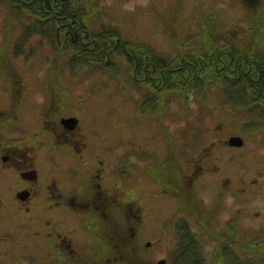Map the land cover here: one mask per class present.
<instances>
[{
    "label": "rangeland",
    "instance_id": "rangeland-1",
    "mask_svg": "<svg viewBox=\"0 0 264 264\" xmlns=\"http://www.w3.org/2000/svg\"><path fill=\"white\" fill-rule=\"evenodd\" d=\"M11 1L0 0V84L7 74L3 70L8 68L17 72L20 69L23 82L22 103L27 101L21 109V136L27 135L37 124L35 121H39V113L52 90L55 92V106L66 107L68 103V106L80 104L86 107L87 113L84 117L88 122L86 133L89 134L90 141L101 133L111 140L118 139L117 136L123 137L122 141H117L119 145L109 141L104 146L106 150H120L121 154L131 153L125 142L132 134H144L147 139L156 143L163 139L171 148L178 145L184 155L183 169L181 168L183 174L190 168L185 159L201 164L205 171L192 185L189 182L187 184V179H184V191L192 193L199 200L200 205L196 210L205 214L199 219L200 226L194 221L191 223L192 229L201 227L229 234L232 238L229 249L232 251L227 264H236L239 259L259 261L263 258L264 126H256L255 129L249 126L257 125V115L252 116L224 101L221 81L210 85L205 80L202 83L204 86L190 81L181 84L179 90L151 92L147 86L159 84L158 78H145L140 73L134 74V57L131 55L143 56L142 53L129 48L126 50L120 43H112V49L107 54L106 47L104 53L97 51L98 57H88L87 60L81 54L91 56L94 49L91 44L76 46L72 51L70 44L63 42L62 35L58 37L59 44L55 43L56 39L54 42L50 41L42 34L47 24L44 26L37 20L39 17L29 14L25 7L27 0H22L21 4ZM81 1L86 3L84 8L85 14L89 15L88 25L97 29L96 23L101 22L105 28L118 31L135 50L144 48L167 58V61L178 52L196 50L199 53L210 48L211 43L207 44L210 30L217 36V40L219 37V41L223 42L220 37L231 34L235 36L237 30L239 34L247 26V21L237 11H241L238 9V0H205L206 4L200 0V5L198 0ZM208 4L213 7L212 11L217 8V12H212ZM150 7L152 11L149 10ZM262 7L261 15L258 12L260 23L264 22L261 19L264 16V4ZM53 8L51 10L56 7L53 5ZM254 10L251 9L249 14V25L256 20V16H253ZM203 11L205 15L202 14ZM36 15L45 16L42 12ZM212 16L215 20L217 18V22H214ZM84 20L87 18L84 17ZM207 20L215 28L209 26ZM27 28L31 29L32 36L25 43L16 44ZM260 29H264V26ZM248 32L246 29L242 33L247 37L236 45L237 48L259 54L264 61V38L255 40L248 36ZM196 38L199 41L194 43ZM113 41L111 39L109 42ZM216 43L217 41L214 42ZM111 53L114 55L108 57ZM95 58H100V62L95 61ZM181 64L176 63V68ZM168 77L170 79L165 82L166 85L169 80L177 78ZM188 78L190 77L184 79ZM69 94L74 97L67 99ZM150 103H155L158 108H152ZM158 118L160 120L157 124ZM150 131L153 137H150ZM232 136H240L243 145L229 146L227 140ZM212 144L214 147L211 148ZM90 148H95L93 142ZM216 168L217 172L213 173ZM189 173L192 174L190 171ZM44 177L42 175L41 179ZM167 193L170 198L180 195L171 188ZM155 199L157 203L161 201ZM183 199L178 201V210L181 213H190L191 210L186 204L189 200ZM167 207L159 208L158 212L167 211ZM189 219L192 222V217ZM167 232H171L169 221L164 226V234ZM22 243L23 264L45 263V257L49 253L45 251L40 236L36 237L25 231ZM231 252L236 255L232 257ZM214 264H222L220 256Z\"/></svg>",
    "mask_w": 264,
    "mask_h": 264
},
{
    "label": "flooded vegetation",
    "instance_id": "flooded-vegetation-1",
    "mask_svg": "<svg viewBox=\"0 0 264 264\" xmlns=\"http://www.w3.org/2000/svg\"><path fill=\"white\" fill-rule=\"evenodd\" d=\"M198 1L200 5L201 1ZM56 2L61 6L56 4L55 10H51L53 6L43 10L54 29L56 44L60 43L58 37L62 35L63 42L70 44L73 51L76 46L88 43L90 35L95 34L101 42H106L105 54L112 49V43H120L126 50L132 49L113 28H105L97 22L98 28L94 29L88 25L87 14L84 15L86 21L84 17L80 19L83 15L76 10L80 6L84 8V1ZM202 3L206 4L205 0ZM238 3L241 11L236 10L247 21V26L240 30L241 35L237 30L235 36L220 37L224 40L220 43H242L246 36L242 33L246 29L249 37L255 38L258 33L264 38V29H260L264 22L259 20L264 0H238ZM210 8L212 11L213 7ZM251 9L257 14L253 15L256 20L249 25ZM149 10L152 11L151 7ZM206 23L215 28L209 20ZM111 39L114 41L109 42ZM196 40L198 38L193 42ZM215 41L219 42V37L217 40L210 30L209 50L216 48ZM138 53L143 56L131 55L134 57V74L157 77L159 84H150L147 88L151 92H164L165 78L180 70L171 71L170 68L176 55L167 61L154 52ZM201 53L202 50L198 54L199 60ZM90 54L81 56L85 59L98 57V52ZM3 72L7 74L0 84V264H23L21 251L25 231L42 238L45 251L49 253L44 264H214L218 256L222 264L228 263L232 240L229 234L201 227L192 229L191 223L194 221L200 226L199 219L205 214L197 212L199 200L185 192L183 186L184 179L192 185L205 173L201 164L185 159L192 174L189 171L183 174L184 155L178 145L171 148L163 139L152 142L144 134H132L125 142L131 153L106 150L104 146L109 141L119 145L123 137L116 135L119 138L111 140L101 133L90 141L86 133L88 122L84 117L86 107L80 104L68 106V103L66 107L55 106L52 90L39 113V121H35L37 124L27 135L21 136V109L27 102L22 103L21 72L20 69L12 72L8 68ZM72 97L74 95L69 94L67 99ZM149 105L158 108L155 103ZM92 142L94 149L90 148ZM42 175L45 176L43 179ZM204 178L207 181V176ZM170 188L180 195L170 198L167 193ZM155 198L161 201L157 203ZM180 199L189 200L186 204L190 213L178 210ZM165 207L167 211L158 212L159 208ZM167 221L171 223V232L164 234Z\"/></svg>",
    "mask_w": 264,
    "mask_h": 264
},
{
    "label": "trees",
    "instance_id": "trees-1",
    "mask_svg": "<svg viewBox=\"0 0 264 264\" xmlns=\"http://www.w3.org/2000/svg\"><path fill=\"white\" fill-rule=\"evenodd\" d=\"M11 1V0H10ZM14 4L17 2L21 4L22 0H13ZM12 2V1H11ZM27 6L29 14H34L35 17H39L37 20H46L44 24H48L46 29L42 32L43 35H46L50 41L54 42L55 33L53 27L47 23L46 13L43 12L45 9H50L53 5L59 4L56 0H27ZM66 6L67 3H64ZM61 4H59V7ZM23 8V7H22ZM76 8V6H75ZM76 11L82 17H85V9L80 6ZM45 14V16L40 17L36 15L38 13ZM257 14V12H255ZM254 14V15H255ZM253 15V14H252ZM45 26V25H44ZM254 35V34H253ZM32 36L31 29L27 28L26 31L21 33V40H18L16 44H23ZM98 35H90L91 41L87 44H91L93 52L101 51L104 53L106 48V42H101L100 38H97ZM255 40L262 38L258 33L255 35ZM85 44V45H87ZM216 48L209 50H202V58L199 60L198 52L196 50L186 51L183 53L178 52L175 57H173L170 68L171 71H175L176 63H182L176 74L170 75L177 77L175 79L169 80L168 85H165V89H176L179 90L181 84H186L190 81H196L198 86L202 85L203 81H208V83L216 85L221 81L220 86L223 90L224 101L230 102L237 109H243L248 114L255 116L257 115V125L251 126V129L254 127L264 126V61H262L261 56L254 52L240 51L237 48V44L229 45L217 42ZM81 45V46H85ZM210 45V44H209ZM90 46V45H89ZM143 50V51H142ZM134 52H148L146 49L137 48L133 49ZM181 51V50H180ZM17 53V50L15 51ZM151 53V52H148ZM99 55V54H96ZM201 55V54H200ZM211 56V57H210ZM198 58V59H197ZM211 58V59H209ZM97 62H100V58L94 59ZM103 63V62H102ZM190 77L188 79H184ZM170 79L166 77L165 82ZM212 85V86H213ZM205 88L203 87L202 90ZM210 89V87H209ZM230 250V249H229ZM232 251V250H230ZM232 257L234 254L231 252ZM235 258H237L235 256ZM236 264H264V257L259 261H254L253 259L241 260L239 259Z\"/></svg>",
    "mask_w": 264,
    "mask_h": 264
},
{
    "label": "water",
    "instance_id": "water-1",
    "mask_svg": "<svg viewBox=\"0 0 264 264\" xmlns=\"http://www.w3.org/2000/svg\"><path fill=\"white\" fill-rule=\"evenodd\" d=\"M229 146L240 147L243 145V139L240 136H232L227 140Z\"/></svg>",
    "mask_w": 264,
    "mask_h": 264
}]
</instances>
